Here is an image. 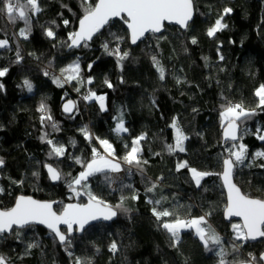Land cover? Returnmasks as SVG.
I'll return each instance as SVG.
<instances>
[{
    "label": "trees",
    "instance_id": "16d2710c",
    "mask_svg": "<svg viewBox=\"0 0 264 264\" xmlns=\"http://www.w3.org/2000/svg\"><path fill=\"white\" fill-rule=\"evenodd\" d=\"M88 2L95 5L96 0ZM39 4L42 10L32 15L27 39L18 35L24 27L23 21L11 23L5 14L0 13V39H9V46L0 49V68L9 69L4 77H0V84H3L0 89V157L5 160L0 171V186L5 189L0 193V209L11 208L18 194L56 201L58 209L69 202H79L80 195L72 191L65 179L56 184L49 182L44 165L52 164L73 177L83 171L92 158V148H97L98 144L96 139L89 142L84 138L80 132L83 126L87 125L96 137L108 139L118 158L125 155L128 150L125 145L130 146L133 137L146 133V139L141 142L142 159L148 161L143 165V174L133 166L129 175V166L122 163L124 178L114 190L106 181L105 173L90 177L86 182L88 189L77 186V191L85 194L90 190L113 206L121 195L128 197L124 206L131 211L119 212L110 223H95L81 236H71L74 255L90 257L93 264H184L185 258L188 264H218L215 251H205L193 231L182 232L178 252L169 246L167 234L158 230L151 213L153 205L147 203L144 189L147 186L145 177L154 181L162 176L159 187L151 195L155 198L165 195L173 203L190 207L192 216L210 211L208 222L223 238L228 261L247 259L249 252L259 257L264 251L263 240L254 243L237 241L241 244L240 252L231 251L235 221L226 222L223 218L226 199L219 176L205 177L201 187H197L189 171H177L176 166L187 161L190 167L201 171L221 172L218 158L230 143H222L221 105L225 98L243 102L246 108H255L258 104L254 92L264 84V0H194V18L185 31L166 26L162 34H149L135 46L130 44L123 22L113 20L87 47L82 44L69 51H66L65 41L68 33L76 30L83 15L82 0H39ZM225 6L233 9L223 21L227 27L209 38L206 29ZM65 19L70 22L67 26L63 25ZM53 20L59 25L53 26L57 34L55 40L44 34V29L52 26ZM113 33L123 37L120 48L129 52L121 62L122 66L102 47L105 41L110 42V48L115 46ZM161 36L165 38L158 39ZM192 36L198 39L196 45L190 43ZM17 48L23 56L20 63H15ZM153 55L166 70L163 81L153 67ZM219 55H223L222 61ZM203 57H208L207 67ZM77 58L80 76L85 83L74 80L63 87L53 83L51 77L60 76V70ZM89 64H92L90 70ZM46 70L50 72L49 76L44 75ZM177 76L184 82L177 84ZM89 77L93 78L92 84L86 83ZM25 78L32 82V92L23 86ZM106 78L112 88L105 85ZM76 88L80 91L77 92ZM89 90L106 95V111L100 110L98 101L83 99ZM41 99L46 100L59 131H53L48 125L42 128L41 113L37 111ZM68 100L74 101L76 107L70 115H65L61 107ZM121 115L128 132L117 135L113 131L117 123L114 117ZM174 116L178 117L189 137L184 143L185 152L169 153L166 148V144L174 143V132L169 127ZM242 127L248 129L242 142L248 146L251 158L256 151L264 150V141L255 136L257 128H264V109H257L256 115L245 121ZM44 132L50 133L49 139L67 147L65 156L48 155L50 146L40 139ZM71 141H75V147ZM73 157H80L83 163H76ZM248 163L246 160L244 165L235 169L234 181L243 193L264 198V168L257 166L264 163V158L255 160L252 167H248ZM33 172L39 175L34 177ZM107 175L111 178V172ZM12 180L24 182L14 184ZM124 185H131V188ZM134 191L139 195L138 200L130 198ZM164 206H168L167 203ZM17 232L46 233L43 228L35 226L15 229L0 237V254L8 257L12 264H72V258L63 246L43 236L32 241L39 246L28 254L26 245L31 240L27 239L28 243L20 252L16 243ZM112 240L119 245L116 254L108 249Z\"/></svg>",
    "mask_w": 264,
    "mask_h": 264
},
{
    "label": "snow or ice",
    "instance_id": "6c2138e0",
    "mask_svg": "<svg viewBox=\"0 0 264 264\" xmlns=\"http://www.w3.org/2000/svg\"><path fill=\"white\" fill-rule=\"evenodd\" d=\"M83 15L79 19V28L73 32L68 33V38L65 43L67 47H80L88 46V41L92 40L94 35L100 32V30L109 23L114 17H119L124 24L127 25V29L130 32L131 43L136 44L138 40H142L146 37V34L161 33L164 28L165 21L175 22L182 28L187 29L189 27V21L193 19L194 12L196 11L194 0H97L95 5H92L88 0H82ZM64 7H67L66 5ZM39 0H0V13L5 14L8 21L15 23L17 20L24 22V27L19 30L18 35L25 39L31 32V17L41 11ZM71 11V9H69ZM233 9L225 6L221 12H219L214 22L206 29V35L209 38H213L216 34L227 27L224 23V19L227 15L231 14ZM69 20H63V25L67 26ZM52 26L44 29V34L50 38L56 39V32L53 30V26L59 27L56 21L51 22ZM113 35V42L115 46L110 48V42L105 41L102 45L105 52L109 55H114L117 59V64L121 65V62L129 56V52L122 51L120 48V42L123 37ZM161 36L158 39H164ZM190 43L196 45L198 39L196 36L190 37ZM9 46V39L7 37L0 39V49L7 48ZM55 47V44L53 45ZM187 51V48H185ZM219 53V46L217 47ZM31 55V54H30ZM15 63H20L23 60L19 48L15 53ZM219 60H223V55H219ZM205 66H208V57H203ZM153 67L156 69L159 79L163 81L165 79V68L161 64L156 55L151 57ZM122 66V65H121ZM89 70L92 64L88 65ZM8 68H0V77H4L8 73ZM223 71V69H221ZM60 76H52L53 83L60 87H63L66 83L77 81L84 84L85 81L80 76L79 58L72 64L60 70ZM45 76H49V71H44ZM93 78L89 77L86 81L87 84H92ZM184 81L177 76L176 83L181 84ZM108 88H112V83L107 80L104 81ZM23 86L29 91H33V84L30 80L25 78L23 80ZM3 88V84H0V89ZM79 92L80 88H76ZM254 95L258 98V104L255 108H246L243 102H232L225 98V102L221 105V111L219 113L221 124L223 127V139L225 142H230L227 147L224 148L223 153L219 156V163L222 171L219 173H213L210 171H201L197 168L190 167L187 161H183L177 164L176 170L187 169L191 175L192 181L197 187H201V181L208 176L217 175L222 178L223 185L227 189L228 203L225 209V215L227 217H241V224H233L232 229L234 232L233 240L231 241V251L233 253H239L241 244L237 241L247 242L249 240H256L258 238H264V198L253 197L249 194H245L241 191L235 183H233V174L237 167L244 165L246 160H249L248 167L253 166V162L259 158H264V150H258L249 157L248 146L242 142L243 134L248 130L243 128L242 125L245 121L256 115L257 109H264V84H260L254 92ZM84 100H96L99 102L101 111H106V95H97L95 91L89 90L88 94L83 96ZM155 104V101H152ZM76 104L72 100H68L63 105V111L65 113H72ZM37 111L41 113L40 122L42 128L48 125L53 131H59L58 123L53 119L49 106L45 99H41ZM193 111H196L193 109ZM117 120L113 131L119 135L121 133H127L128 128L125 127L124 120L121 116L114 117ZM169 127L174 130V143L166 144L167 151L169 153L185 152L184 143L189 137L183 131L178 117H173ZM81 134L86 140L91 142L96 139L99 145L102 146L104 154H101L96 147L92 148V158L85 164L84 170L80 171L76 176H72L70 173L65 175L61 170L53 167L52 164H45L49 177L52 181H59L65 179L68 186L76 195H80L77 191V186H81L84 189H88L87 181L90 177L97 173H105V179L109 184L112 183L111 178L107 175L108 172H120L122 170V163L128 165V174L131 175L132 167L134 166L141 174H143V165L148 161L143 160L141 153V142L146 139V133L133 137L131 144L125 145L126 151L123 157H116L113 144L108 139H101L96 137L92 133L88 126L85 125L80 129ZM50 133L44 132L40 137L42 141H45L50 146L48 155L55 157H63L66 155L67 147L64 144L49 139ZM255 136L260 141H264V128H257ZM240 141V142H238ZM75 147V141L70 142ZM160 155V153H155ZM76 163H83L80 157H73ZM5 166V160L0 157V169ZM260 168H264V163L257 165ZM32 175L38 176L37 172H33ZM9 179H11L9 177ZM147 186L144 189L147 195V203L153 205L151 213L155 217L157 228L167 234L169 246L180 250V244L182 243V232L191 230L194 235L202 243L205 251H215L218 259V264H264V252H261L259 257L249 252L247 259H233L228 261L226 256L228 250L225 247L224 240L219 233L208 222V217L211 216V212H207L200 216H192L190 214V207L186 208L183 205H179L170 201L168 196L160 195L159 198H155L153 195L163 180V177H157L154 181L145 177ZM23 180H12L14 184H23ZM123 187L131 188V185H124ZM5 189L0 186V193H3ZM85 194L88 196V203L86 204H68L65 205L59 213L53 210V204L55 201H38L28 196H18L16 198L14 206L8 209H0V237L6 233H11L15 229L30 228L34 224L45 225L58 242L64 246V251L72 258V264H93L90 257L75 256L71 251L72 242L71 234L74 231L83 232L85 226L89 225L91 221L96 220H112L119 212L128 213L130 208L124 206L128 197L121 195L119 202L113 206L100 196L87 190ZM132 200H138L139 195L136 191L130 197ZM167 203L168 206H164ZM65 225L66 230L61 231L60 226ZM74 225L76 226L74 229ZM19 236V232H17ZM36 242H31L26 245V254L30 253L33 248L38 247ZM108 249L111 253L116 254L119 251V245L116 240H112ZM98 252L99 249L97 248ZM183 255V253H180ZM0 264H12L10 259L3 254H0ZM184 264H188L185 258Z\"/></svg>",
    "mask_w": 264,
    "mask_h": 264
},
{
    "label": "water",
    "instance_id": "95a60500",
    "mask_svg": "<svg viewBox=\"0 0 264 264\" xmlns=\"http://www.w3.org/2000/svg\"><path fill=\"white\" fill-rule=\"evenodd\" d=\"M96 2H97V0H96ZM96 2H95V3H96ZM194 14H195V12H194ZM193 18H194V15H193ZM113 20H120V21H122L121 18H119V17H114V18H112L110 21H113ZM192 20H193V19H192ZM192 20H191V21H192ZM110 21H109V22H110ZM191 21H189V23H190ZM122 22H123V21H122ZM123 24H124V23H123ZM106 25H107V24H106ZM106 25H105V26H106ZM105 26H104V27H105ZM124 26H125V28H126V30H127V32H128L129 42H130V44H131L132 46L137 45L138 43H140L141 41H143V40L149 35V34H146V37H145V38H143L142 40H138L136 44H132V43H131V38H130V32H129V30L127 29V25L124 24ZM166 26H176L177 28H179V29L182 30V31H185V30H186V29L182 28L180 25L176 24L175 22H167V21H165V23H164V28L162 29L161 33H156V34H153V35L158 36V35L162 34V33L164 32ZM104 27H103V28H104ZM78 28H79V20H78V23H77L76 30H78ZM103 28H102V29H103ZM102 29H101V30H102ZM101 30H100V31H101ZM97 34H98V33H97ZM97 34H96V35H97ZM96 35H94V37H95ZM94 37H93V38H94ZM89 42H91V40L88 41V43H89ZM78 48H79V47H73V48H69V47H67V48H66V51H69V50H71V49H78ZM66 102H67V101H65V102L62 104L61 109H62L63 114H65V115H70L71 113H65V112L63 111V105H64ZM221 138H222V143L224 144L225 141H224V139H223V128H222ZM44 169H45V172H46L47 178H48V180H49L50 183H52V184H56V183L59 182V181H52V180L50 179V177H49V173H48V171H47V168L44 167ZM0 170H1V169H0ZM219 179H220V182H221V185H222V188H223L224 194H225L226 205H227V203H228V199H227V189H226V187H224V185H223V180H222V178L219 177ZM233 183H235V181H234V174H233ZM235 184H236V183H235ZM236 185H237V184H236ZM237 187H238V186H237ZM80 194H82L83 197L85 198V202H84V203L69 202V203H67L66 205H68V204H86V203H88V196L85 195L82 191H80ZM21 195H22V196H25V197L30 196V197H32L33 199L38 200V201H49V202H52L51 200H40V199H37V198H35V197L31 196V195H28V194H20V195H18V196H21ZM18 196H17V197H18ZM17 197H16V198H17ZM16 198H15V201H16ZM15 201H14V203H13L12 206H14ZM55 202H56V201H55ZM56 203H57V202H56ZM56 203L53 204V210H54V211H55L54 206L56 205ZM226 205H225V208H224V210H223V218H224V220H225L226 222H230V221H238V222L241 224V223H242V218H241V217H236V216L227 217V216L225 215ZM12 206H11V207H12ZM61 211H62V210H61ZM57 213H58V212H57ZM115 218H116V217H115ZM115 218H113L112 220H108V221L103 220V219L96 220V221H91V222L89 223V225H86V226H85V229H86L87 227H89V226H91V225H93V224H95V223H99V222L110 223V222L113 221ZM34 225H36V226H40V227H42V228H44V229H46L47 231L50 232V230H49L45 225H43V224H34ZM62 227H66V226H65V225H61L60 228H62ZM75 227H76V226L74 225V228H75ZM83 232H84V231H83ZM83 232L75 231L76 235H78V236H81V235L83 234ZM50 233H51V232H50ZM6 234H9V233H6ZM53 235H54V234H53ZM54 237H55V236H54ZM56 240H57V239H56ZM259 240H263V241H264V238H258V239H256V240H249V241H247V242H249V243H254V242H257V241H259ZM57 242H58V240H57ZM58 244L61 245L59 242H58ZM263 252H264V251H263Z\"/></svg>",
    "mask_w": 264,
    "mask_h": 264
},
{
    "label": "flooded vegetation",
    "instance_id": "af4514ba",
    "mask_svg": "<svg viewBox=\"0 0 264 264\" xmlns=\"http://www.w3.org/2000/svg\"><path fill=\"white\" fill-rule=\"evenodd\" d=\"M1 171V170H0ZM0 178H1V173H0ZM80 191L81 190H78V192L80 193ZM18 195H20V194H18ZM17 195V196H18ZM16 196V197H17ZM15 197V198H16ZM80 198H81V200L79 201V202H77V203H84L85 202V198L83 197V195L82 194H80ZM14 201H15V199H14ZM57 205V204H56ZM56 205L54 206V209H55V211L56 212H60L62 209H63V207L61 208V209H58L57 207H56ZM36 225H32L31 227H35ZM30 227V228H31ZM40 227V226H39ZM30 228H24V229H21V230H25V229H30ZM42 228V227H41ZM44 229V228H43ZM75 229V228H74ZM45 231H46V233H43L42 235L40 234V235H37V234H25V233H20L19 234V236H17L16 235V243H17V247H18V250L20 251V252H22V250L24 249V246L26 245V243H28V241H27V239H29V240H31V242L33 241V240H35V239H37L38 237H46V238H48L49 240H55L56 242H57V240H56V238L54 237V235L52 234V233H50L49 231H47L46 229H44ZM66 230V227H62L61 228V231H65ZM73 235H76V233H75V231L71 234V236H73ZM78 236V235H77ZM26 238V239H25ZM58 243V242H57ZM59 245V244H58ZM60 246H63V245H60ZM64 247V246H63Z\"/></svg>",
    "mask_w": 264,
    "mask_h": 264
},
{
    "label": "crops",
    "instance_id": "0c3cea01",
    "mask_svg": "<svg viewBox=\"0 0 264 264\" xmlns=\"http://www.w3.org/2000/svg\"><path fill=\"white\" fill-rule=\"evenodd\" d=\"M112 175H113V173L111 172V180H112ZM116 177V182H114V186L112 185V183H111V189H115V186L117 185V183H119L120 181H122L123 180V178H124V174H123V172L122 171H120L119 173H117V175L115 176Z\"/></svg>",
    "mask_w": 264,
    "mask_h": 264
},
{
    "label": "rangeland",
    "instance_id": "374dc122",
    "mask_svg": "<svg viewBox=\"0 0 264 264\" xmlns=\"http://www.w3.org/2000/svg\"><path fill=\"white\" fill-rule=\"evenodd\" d=\"M244 128H246L247 129V127H244ZM248 130V129H247ZM173 132H174V130H173ZM99 144V143H98ZM98 148H100L101 150H103V148H102V146L101 145H98ZM113 173V175H112V185L114 186V182H116L115 180H116V175H117V173H119V172H112ZM233 224H240L238 221H235Z\"/></svg>",
    "mask_w": 264,
    "mask_h": 264
},
{
    "label": "built area",
    "instance_id": "2783aa9c",
    "mask_svg": "<svg viewBox=\"0 0 264 264\" xmlns=\"http://www.w3.org/2000/svg\"><path fill=\"white\" fill-rule=\"evenodd\" d=\"M98 145H99V144H97V149H98V151H99L101 154H104L103 150H101L100 148H98Z\"/></svg>",
    "mask_w": 264,
    "mask_h": 264
}]
</instances>
